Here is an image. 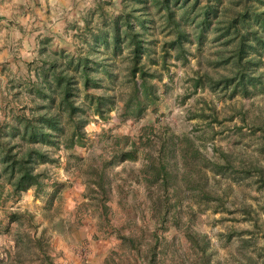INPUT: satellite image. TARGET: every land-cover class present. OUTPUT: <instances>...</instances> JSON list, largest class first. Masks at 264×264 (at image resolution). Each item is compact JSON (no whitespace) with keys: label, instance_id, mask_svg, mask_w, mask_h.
<instances>
[{"label":"trees","instance_id":"1","mask_svg":"<svg viewBox=\"0 0 264 264\" xmlns=\"http://www.w3.org/2000/svg\"><path fill=\"white\" fill-rule=\"evenodd\" d=\"M184 1L190 12L191 2ZM122 2L123 7L103 25L96 23L93 8L83 12L82 25L73 22L80 42L72 52L51 50L52 38H41L36 59L26 63V74L7 82L11 94L0 108V214L7 220L6 231L10 224L16 229L13 249L6 252L5 259L0 258V264L8 259L9 264H31L35 260L57 264L50 238L44 229L37 233L33 215L8 208L7 203L29 189L39 196L49 186H59L53 169L60 163L58 151L86 147L91 141L86 128L95 116L107 121L112 111L120 109L123 119L139 118L155 106L160 100L156 82H161L162 71L169 69L171 51L176 50L177 59H187L186 43L200 46L211 28L223 48L210 61L213 70L197 60L199 66L191 78L193 90L206 84L229 97L264 93V12L244 9L219 16L211 5L213 1L208 0L198 22V16L183 15L184 21L191 18L195 24L190 32L186 22L176 16L173 0ZM102 4L97 2L99 12ZM151 7L163 19L165 39L158 46L151 29ZM124 55L127 63L122 73L116 70V61ZM257 128L264 135V125ZM103 139L100 153L87 161L75 159L84 161L78 167L85 186L83 196L100 211L103 221L115 195L123 207L129 194L133 198L130 208L136 213L135 225L127 232L116 231L124 255L116 253L119 257H113L114 264H167L168 255L174 253V238L166 236L172 228L182 232L189 246L178 260L214 264L207 253V236L182 220L187 215L184 203L195 199L198 208L204 204L203 209L212 201L223 204L221 196L210 190L208 172L214 176L237 170L264 188L263 166L252 160L234 166L219 150L218 157L208 156L186 134L160 138L154 150L125 133H106ZM136 161L139 166H132L130 183L127 179L115 183L113 169L123 165V170L126 163ZM255 225L264 236V224L259 226L256 221ZM25 256L36 259L24 263ZM176 256L172 254L171 260L179 264ZM244 264L258 263L249 256Z\"/></svg>","mask_w":264,"mask_h":264},{"label":"rangeland","instance_id":"2","mask_svg":"<svg viewBox=\"0 0 264 264\" xmlns=\"http://www.w3.org/2000/svg\"><path fill=\"white\" fill-rule=\"evenodd\" d=\"M98 1L103 2L102 12L96 9ZM189 1L193 8L190 12H187L189 7L184 4V0H173V9L178 18L183 20L185 15L191 18L198 16V22L208 0H198L196 7L193 6L195 0ZM212 1L211 5L219 16L228 11L231 16L244 9L251 13L256 10L258 14L264 12V0ZM11 4V0H0V7L12 9V13L0 14V108L11 94L7 82L10 78L16 79L26 74V63L36 59L41 38H52L49 45L51 50L72 52L80 42L73 22L82 25L83 12L93 8L96 23L103 25V21L123 7L122 0H63L58 6L52 7L53 14L50 15L53 19L46 16L49 20L45 21L38 13L32 15V9L11 7ZM149 11L153 17L151 29L159 41L158 46L160 40L165 39L163 19L156 8L151 7ZM27 13L29 16H26ZM191 18L189 22L183 20L190 32L195 27ZM56 21L57 24L52 27ZM40 29L43 31L37 32ZM214 38V32L209 28L200 46L196 42L186 43L187 59H177L174 57L176 50L171 51L169 69L162 71V81L156 82L160 100L155 106L147 108L141 117L123 119L120 109L112 111L107 121L95 116L86 128L91 140L86 147H76L72 151L59 150L60 163L53 168L59 186H49L46 193L39 196L29 189L7 203L8 208L26 210L33 215L37 233L44 229L50 238L57 264H114L113 257H119L116 253L124 255L116 231L127 232L134 228L136 213L130 208L133 199L131 194L124 207L115 195L109 203L108 221H103L100 211L89 205L83 196L85 186L78 172V167L84 161L104 149L103 138L106 133L128 134L137 142H145L151 150L155 149V143L160 138H166L171 133L186 134L208 156L218 157L220 151L229 156L234 166L240 161L245 163L252 160L264 167V135L257 128L264 125V93L250 97H229L206 84L193 90L191 78L197 72V60L201 61L199 64L203 67L213 70L210 61L223 48ZM126 63L125 55L117 59L116 70L123 73ZM196 114L203 115L192 117ZM76 157L84 161L77 162ZM122 166L113 169L114 182L127 179L130 183L132 166L137 168L139 161L126 163L123 170ZM208 174L210 190L221 196L223 204L216 205L212 201L203 209L204 204L198 208L196 200L190 198L183 206L184 211H187V215L182 217L184 224L207 236V253L211 263L244 264L247 257L252 256L258 264H264V236L255 225L256 221L259 226L263 227L264 224V188L254 178L245 177L237 170L214 176L211 172ZM137 188L142 189L140 186ZM6 222L0 214V258L4 259L6 252L13 249L12 239L16 229L15 224H10L6 231ZM101 222L103 227L100 229ZM166 236L174 238L172 254L177 255V262L189 264V260H178L183 258L189 248L182 232L172 228ZM171 257L168 255L167 264H175L176 261L173 262ZM24 258V263L29 262L30 258L36 259L28 256ZM8 260L4 264H9ZM31 264L39 263L35 260Z\"/></svg>","mask_w":264,"mask_h":264},{"label":"crops","instance_id":"3","mask_svg":"<svg viewBox=\"0 0 264 264\" xmlns=\"http://www.w3.org/2000/svg\"><path fill=\"white\" fill-rule=\"evenodd\" d=\"M60 2H63V0H11V7L12 6H17V8L19 6H23V8L25 9H32L33 12L31 13L32 15H35L34 13H38V16L43 17V19L45 21L49 20L46 18V16H50V20H52V16L50 14H53L52 12V7L54 5L58 6L60 4ZM15 4V5H14ZM16 8V7H14ZM7 11V12H6ZM17 11V10H15ZM9 14L12 13V9L7 8L6 6H1L0 7V14ZM26 16H29L28 13L26 14ZM58 21L54 22V24L52 25L55 26L57 24ZM43 29H40L37 32H42Z\"/></svg>","mask_w":264,"mask_h":264}]
</instances>
